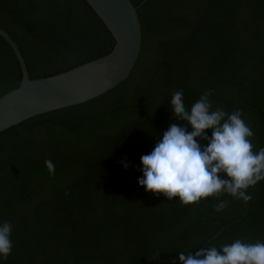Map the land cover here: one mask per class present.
Wrapping results in <instances>:
<instances>
[{
	"label": "trees",
	"instance_id": "obj_1",
	"mask_svg": "<svg viewBox=\"0 0 264 264\" xmlns=\"http://www.w3.org/2000/svg\"><path fill=\"white\" fill-rule=\"evenodd\" d=\"M131 1L142 31L131 77L0 136V222L13 226L12 253L0 264H179L180 252L195 253L222 225L202 248L264 241V180L247 190L248 202L222 194L220 212L213 197L184 205L138 183L141 156L171 124H186L172 114L176 90L190 110L211 89L213 110H241L253 151L264 148V0ZM0 27L31 78L108 53L82 0H0ZM21 76L0 35V95Z\"/></svg>",
	"mask_w": 264,
	"mask_h": 264
},
{
	"label": "clouds",
	"instance_id": "obj_2",
	"mask_svg": "<svg viewBox=\"0 0 264 264\" xmlns=\"http://www.w3.org/2000/svg\"><path fill=\"white\" fill-rule=\"evenodd\" d=\"M211 94V89L204 90L189 110L183 90L172 93V114L186 124H171L153 150L141 156L139 170L143 176L138 183L146 191L163 194L168 200L179 198L184 205L213 197L219 201L215 210L220 212L228 205L227 200H220L222 194L245 202L252 199L246 192L264 180V148L253 151L254 133L242 118L241 110L230 114L219 106L213 110ZM187 125H191L192 131L186 130ZM206 129L212 130L210 137ZM197 138L207 140V145L202 146ZM45 165L49 174L55 175V165L50 159L45 160ZM128 166L124 164L125 168ZM12 228L9 221L0 222V258L4 260L12 253ZM178 261L179 264H264V241L247 243L235 239L230 244H209L195 253L180 252Z\"/></svg>",
	"mask_w": 264,
	"mask_h": 264
},
{
	"label": "water",
	"instance_id": "obj_3",
	"mask_svg": "<svg viewBox=\"0 0 264 264\" xmlns=\"http://www.w3.org/2000/svg\"><path fill=\"white\" fill-rule=\"evenodd\" d=\"M82 1L106 33L108 53L55 74L31 78L17 43L0 27V35L12 47L22 74L17 86L0 95V136L22 124L87 101L131 77L142 44L137 7L131 0ZM223 228L224 225L198 250Z\"/></svg>",
	"mask_w": 264,
	"mask_h": 264
}]
</instances>
